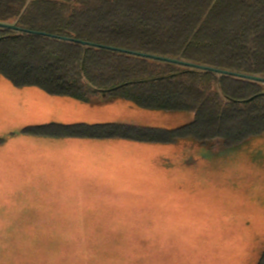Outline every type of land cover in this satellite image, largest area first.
<instances>
[{
	"label": "rangeland",
	"instance_id": "rangeland-1",
	"mask_svg": "<svg viewBox=\"0 0 264 264\" xmlns=\"http://www.w3.org/2000/svg\"><path fill=\"white\" fill-rule=\"evenodd\" d=\"M193 118L114 97H54L0 77V242L11 243H0V264H257L264 137L232 150L81 140L87 163L78 169L56 148L63 140L23 133L48 123L173 129ZM20 234L61 239L24 248L14 245Z\"/></svg>",
	"mask_w": 264,
	"mask_h": 264
},
{
	"label": "trees",
	"instance_id": "trees-1",
	"mask_svg": "<svg viewBox=\"0 0 264 264\" xmlns=\"http://www.w3.org/2000/svg\"><path fill=\"white\" fill-rule=\"evenodd\" d=\"M0 23L264 78V0H0ZM0 77L54 97H114L194 116L173 129L48 123L23 130L35 137L191 141L207 150L264 137V84L256 81L3 28ZM59 239L20 234L14 245L46 247ZM257 264H264V251Z\"/></svg>",
	"mask_w": 264,
	"mask_h": 264
},
{
	"label": "water",
	"instance_id": "water-1",
	"mask_svg": "<svg viewBox=\"0 0 264 264\" xmlns=\"http://www.w3.org/2000/svg\"><path fill=\"white\" fill-rule=\"evenodd\" d=\"M0 28L3 29H9V30H13V31H20V32H26V33H32V34H38L41 36H46V37H50V38H54V39H59V40H63V41H70V42H74V43H78L79 45H88V46H93V47H99V48H105V49H109V50H113V51H118V52H122V53H127L130 55H134V56H140V57H144V58H149V59H153V60H158V61H163V62H168L171 64H178L180 66H184V67H189V68H193V69H197V70H203V71H209V72H213L216 74H221V75H226V76H232V77H236V78H241V79H246V80H250V81H256V82H260L264 84V78L261 77H257V76H251V75H245V74H241V73H235V72H230L227 70H222V69H217V68H212V67H207V66H202V65H198V64H193V63H188V62H184V61H180L177 59H171V58H166V57H160V56H154V55H150V54H143V53H138V52H133V51H128V50H124V49H119V48H113V47H107V46H103V45H98V44H94L93 43H88L85 41H81V40H76L73 38H66V37H61V36H55V35H50L44 32H35V31H30V30H26V29H21L19 27H17L16 25H12V24H4V23H0Z\"/></svg>",
	"mask_w": 264,
	"mask_h": 264
},
{
	"label": "crops",
	"instance_id": "crops-1",
	"mask_svg": "<svg viewBox=\"0 0 264 264\" xmlns=\"http://www.w3.org/2000/svg\"><path fill=\"white\" fill-rule=\"evenodd\" d=\"M60 140H63V142L59 141V139L52 140V141H54V142L59 141L63 145V146H56V148L60 151H62L61 148L65 149L64 152H61V153H63V154L65 153L67 156V159L68 158L70 159L68 161H69L71 167L79 169V167L82 168L83 164L86 165L87 158L84 159L81 157V153L88 152L87 151V145L88 144H85L83 146V144L81 142V140H85V139H60ZM46 144L49 145L48 143H46ZM43 147L44 146H42V150L44 149Z\"/></svg>",
	"mask_w": 264,
	"mask_h": 264
}]
</instances>
